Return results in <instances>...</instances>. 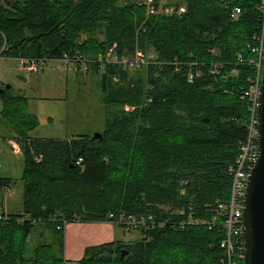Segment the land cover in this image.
I'll return each instance as SVG.
<instances>
[{"label":"trees","instance_id":"16d2710c","mask_svg":"<svg viewBox=\"0 0 264 264\" xmlns=\"http://www.w3.org/2000/svg\"><path fill=\"white\" fill-rule=\"evenodd\" d=\"M260 2L156 0L185 10L147 15L143 0H0V56L93 59L114 43L118 53L137 47L155 54L134 75L90 65L101 71L109 108L100 139L32 136L37 121L26 111L28 98L0 84V122L23 156L22 211L0 221V264H223L217 201L228 199L227 168L246 133L244 93L260 80L253 63L264 43ZM8 182L0 177V186ZM120 213L152 220L135 229L133 241L88 245L78 260L65 259L66 224L112 223ZM36 222L49 237L29 246Z\"/></svg>","mask_w":264,"mask_h":264},{"label":"rangeland","instance_id":"374dc122","mask_svg":"<svg viewBox=\"0 0 264 264\" xmlns=\"http://www.w3.org/2000/svg\"><path fill=\"white\" fill-rule=\"evenodd\" d=\"M159 1L164 3L175 0ZM18 63L17 58L0 56V72L3 75V85L11 86L13 91H19L28 98L26 111L37 121L35 127L29 131L32 136L69 139L74 135H91L103 129L109 108L102 100L99 86L101 71H70L59 60H48L38 73L26 76L18 70ZM129 73L135 74L133 71ZM3 124L0 122V177L9 178V185L8 191L0 193V205L6 213H20L23 156L21 152H12L11 137L8 136L11 132ZM114 224L109 223L113 228L110 230L111 240L133 241L139 237L138 230L125 234L121 227ZM74 225L77 223H69V226ZM40 234L49 237V231L43 229V223L36 222L28 245H34L40 239Z\"/></svg>","mask_w":264,"mask_h":264},{"label":"built area","instance_id":"2783aa9c","mask_svg":"<svg viewBox=\"0 0 264 264\" xmlns=\"http://www.w3.org/2000/svg\"><path fill=\"white\" fill-rule=\"evenodd\" d=\"M156 0H143L146 7V14H165L171 15L174 13L184 12V7L176 9L172 5H156ZM260 10L264 13V0L260 2ZM239 12L236 7L233 10L232 16ZM264 53V43L261 41V45L258 48V60L255 66L258 70L262 68V60ZM18 70L28 76L31 73H38L43 69V65L48 60H59L70 71H81L87 73L91 64H96L99 70H103L106 65H114L116 68L122 70L135 71L141 70L155 63V54L151 51H143L139 48H135L130 53H118L116 50V44L106 46L97 56L93 59L81 55L77 52L68 53L65 52L58 59H46V58H33V57H19L17 58ZM238 59L241 60V55H238ZM198 75V74H197ZM193 74H189L188 81L193 79ZM115 82L119 81L118 76H114ZM260 90V80L257 77L252 81L249 88L245 91L244 95L249 99V118L246 123V133L243 140L240 142L238 152L235 156L234 162L227 168V172L231 176L230 190L228 199L225 201H217L218 209L223 216L222 226L225 232V236L220 242V245L225 249V255L220 261L223 264H243L244 260V247H243V206L245 188L248 180V176L256 164L259 156V131L257 120V105L258 95ZM124 111H130L133 109V105L124 104L122 106ZM12 152L17 154L21 152V147L16 139L10 138ZM36 161L39 158L35 157ZM79 158L76 163H79ZM8 191V186H0V193ZM114 216L109 214V219L113 220ZM6 219V212L0 205V221ZM216 218L214 217L213 220ZM151 216L144 215H125L120 213L113 223L120 226L125 234H129L131 231L142 227L147 221H151Z\"/></svg>","mask_w":264,"mask_h":264},{"label":"water","instance_id":"95a60500","mask_svg":"<svg viewBox=\"0 0 264 264\" xmlns=\"http://www.w3.org/2000/svg\"><path fill=\"white\" fill-rule=\"evenodd\" d=\"M39 46V43H38ZM5 85V88H9ZM3 89L0 90V92ZM260 156L251 170L244 195L243 206V264H264V53L260 74L257 105ZM204 123L208 118H202ZM100 132H93L92 139H100ZM126 250L120 253V259Z\"/></svg>","mask_w":264,"mask_h":264},{"label":"crops","instance_id":"0c3cea01","mask_svg":"<svg viewBox=\"0 0 264 264\" xmlns=\"http://www.w3.org/2000/svg\"><path fill=\"white\" fill-rule=\"evenodd\" d=\"M6 58H10V57H6ZM2 78L3 75L0 72V84H3ZM17 93H19V91H17ZM19 94L26 96L23 93H19ZM72 223H77V225H74L73 227V226H69L68 223L65 225V230H64L63 253L65 259L67 260H71V261L78 260L82 256L84 248L88 245H94L106 241H112L110 239L112 234L110 230H112L113 228L112 226L109 225V223L111 222H81L79 220H75ZM105 231H107L108 233L105 234Z\"/></svg>","mask_w":264,"mask_h":264}]
</instances>
